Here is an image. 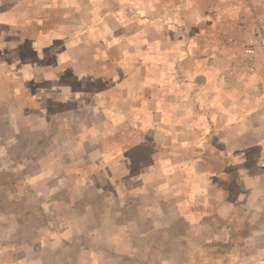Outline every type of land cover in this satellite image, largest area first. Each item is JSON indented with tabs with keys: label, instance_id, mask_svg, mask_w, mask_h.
I'll return each instance as SVG.
<instances>
[{
	"label": "crops",
	"instance_id": "1",
	"mask_svg": "<svg viewBox=\"0 0 264 264\" xmlns=\"http://www.w3.org/2000/svg\"><path fill=\"white\" fill-rule=\"evenodd\" d=\"M64 1L79 8L78 0ZM161 1L166 0L135 2L153 13V38L140 29L138 38L133 33L134 37L115 42L139 44L140 49L159 52L160 57L164 44L169 43L173 58L167 65L176 73L178 67L198 62L210 71L204 73V87L199 92L187 91L178 75H172L169 84L158 74L140 80L143 89L153 92L142 98L136 126L154 137L157 147H170V151H160L151 165L134 174L113 176L102 171V164L114 158L121 157L123 163L131 160L100 153L106 141L100 145L91 142L86 157H81L77 150L84 153L87 140L77 134L101 126L97 117L111 115L116 120H110L119 121L131 111L111 106L108 88L86 96L79 95L77 89H61L58 99L76 103L93 99L86 107L96 121L94 126L85 124L67 105L62 110L63 122H58L57 137L47 133L41 144L47 148L43 155L36 157L30 149L34 146L28 145L25 171L14 174L16 182L10 183L18 196L26 197L27 207L21 214H0V264H264V237L258 235L264 228V87L253 84L264 70L237 73L230 82L233 86L227 88L225 77L215 74V65L223 60L216 63L213 52L218 49L214 46L210 45L206 57L178 58V51L194 50V43L182 42L176 12L179 2L168 0L170 10L163 14L158 9ZM118 31L119 35L109 32L107 42L99 36L97 44L111 43L121 36ZM241 88L248 89L242 93ZM47 125L46 121L43 128L50 130ZM188 132L194 134V140ZM86 191L105 196L106 206L98 220L94 217L92 221L96 206L91 201L83 208L76 204L78 198L88 195ZM35 196L41 202L38 208ZM111 200L118 201L121 219L110 206ZM35 210L42 215L41 222L36 220ZM72 211L78 213L74 219L59 216ZM83 218L85 227L91 228L83 229L84 223L79 222ZM20 230L27 231L29 237L18 238ZM84 239L88 243H82Z\"/></svg>",
	"mask_w": 264,
	"mask_h": 264
},
{
	"label": "rangeland",
	"instance_id": "2",
	"mask_svg": "<svg viewBox=\"0 0 264 264\" xmlns=\"http://www.w3.org/2000/svg\"><path fill=\"white\" fill-rule=\"evenodd\" d=\"M177 1L180 5L176 12L180 16L181 25L178 26L181 29L182 42L194 43V50L183 48L177 52V57H206L210 45L214 46L218 49L213 52L216 63L221 58L223 60L221 64L215 65V74L225 77L227 88L233 86L230 85L225 70L228 59L235 54L237 23L242 18L250 19L252 15L262 13L264 0ZM135 2L136 0H78L79 8L76 9L74 2L69 4L64 0H0V214L11 211L21 214L26 209V197L18 196L17 189L11 187L10 183L16 182L12 180L15 178L14 174L25 171L24 152L31 149L36 157L42 156L43 149L47 148L41 144L47 139V133H50L51 138L57 137L58 122H63L62 110L67 105L85 120V124L94 126L93 121L96 120L87 113V107L93 99L82 103L58 99L61 89L67 92L77 89L79 95L86 96L87 93L108 88L111 93L110 105L131 111L128 115L119 116V121L110 120H116V116L111 115L109 118L97 117L101 126L95 127L94 131L77 134L87 140L85 152L77 150L81 157H86L87 151L93 146L91 142L100 145L106 141V145L99 148L100 153L111 158L115 154L124 155L127 161L131 160L123 163L124 160L120 157L123 160L121 163L119 158H114L102 164V171L113 176L134 174L141 167L151 165L152 159L160 151H170V147H157L155 138L146 136L136 126L140 119L138 111L143 103L142 98L153 92L148 87V91L143 89L140 80L146 75L155 77L158 74L169 84L171 76L178 75L179 80L186 84L184 88L187 91L199 92L204 87V73L209 70H204V64L200 67L198 62L182 65L177 68L176 73L174 68L167 65L173 58L169 43L164 44L163 55L160 57L159 52L140 49L139 46L142 45L115 42L123 37H134L133 33H137L138 38L140 29L146 30L147 38L154 37L155 24L151 17L153 13L136 6ZM161 2L158 3V9L165 14L170 10L166 6L168 0ZM152 10L154 11L153 7ZM145 16L147 17L142 18ZM162 23L165 24V21ZM118 30L120 37L109 44L104 43L109 41V32L119 35ZM227 30L230 32L225 33ZM99 36L106 39L101 46L97 44ZM181 45L179 42V46ZM161 62L165 64L161 65ZM212 70L214 71L213 68ZM253 84L264 87V74ZM243 90L241 88L242 93ZM46 121L50 130L43 128ZM188 136L191 140L194 134L188 132ZM116 143L119 144L118 147L113 145ZM28 145L34 147L30 148ZM181 148L188 149L185 146ZM48 163L50 167L53 165L52 161ZM82 163L86 166L84 161ZM86 193L88 195L78 198L76 204L83 208L85 203L91 201L96 206L92 221L94 217L98 220V214L106 206L103 202L105 196H93L89 191ZM60 196L62 195L58 198L64 203L65 197ZM117 202L111 200L110 206L114 207V213L121 219L123 215L120 214L122 212H117ZM37 203L41 204L39 197L35 196L36 208L40 205ZM35 211L36 220L41 222L42 215L38 210ZM82 212L83 210L79 211ZM129 213L134 215L132 210ZM77 214L75 211L69 214L61 212L59 216L63 219H74ZM79 222L84 223V230L91 228L85 227V218ZM260 230L258 235L264 237V228ZM26 237H29L28 232L20 230L18 238L25 240ZM82 243L88 242L84 239Z\"/></svg>",
	"mask_w": 264,
	"mask_h": 264
},
{
	"label": "built area",
	"instance_id": "3",
	"mask_svg": "<svg viewBox=\"0 0 264 264\" xmlns=\"http://www.w3.org/2000/svg\"><path fill=\"white\" fill-rule=\"evenodd\" d=\"M237 29L235 54L228 59L225 70L230 82L237 73L264 70V11L252 15L250 19H240Z\"/></svg>",
	"mask_w": 264,
	"mask_h": 264
}]
</instances>
